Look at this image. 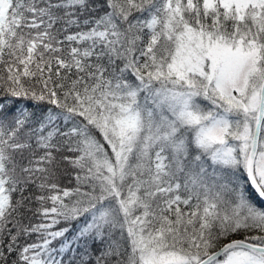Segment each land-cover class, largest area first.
<instances>
[{
	"label": "snow or ice",
	"instance_id": "1",
	"mask_svg": "<svg viewBox=\"0 0 264 264\" xmlns=\"http://www.w3.org/2000/svg\"><path fill=\"white\" fill-rule=\"evenodd\" d=\"M0 264H264V0H0Z\"/></svg>",
	"mask_w": 264,
	"mask_h": 264
}]
</instances>
